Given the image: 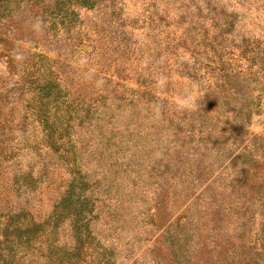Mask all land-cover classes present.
Instances as JSON below:
<instances>
[{"label": "rangeland", "instance_id": "1", "mask_svg": "<svg viewBox=\"0 0 264 264\" xmlns=\"http://www.w3.org/2000/svg\"><path fill=\"white\" fill-rule=\"evenodd\" d=\"M0 38V264H264V0H0Z\"/></svg>", "mask_w": 264, "mask_h": 264}, {"label": "trees", "instance_id": "2", "mask_svg": "<svg viewBox=\"0 0 264 264\" xmlns=\"http://www.w3.org/2000/svg\"><path fill=\"white\" fill-rule=\"evenodd\" d=\"M89 1H91V2H89ZM94 1H96V0H77V2L79 3V4H81V5H84L85 3H91V4H93L94 3ZM101 1V0H100ZM87 5H90V4H87ZM1 39V41H2V43H7V38H0ZM14 45V44H13ZM6 53V56L8 57L7 58V62L11 65V66H15L19 61H15L14 60V58L16 57L18 60H19V58L17 57V54H16V52H15V49H14V47H13V49H12V47H11V51H7V52H5ZM238 115V114H237ZM240 121V120H239ZM232 127H234V126H232ZM259 161H257L256 159L255 160H253L252 161V163H251V165L248 167V172H252L253 170H255V169H257V165L259 164L258 163ZM255 172V171H254ZM244 179V178H243ZM252 178L251 177H249V176H246V180H247V182H249V180H251ZM247 203V202H246Z\"/></svg>", "mask_w": 264, "mask_h": 264}]
</instances>
